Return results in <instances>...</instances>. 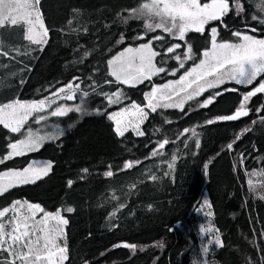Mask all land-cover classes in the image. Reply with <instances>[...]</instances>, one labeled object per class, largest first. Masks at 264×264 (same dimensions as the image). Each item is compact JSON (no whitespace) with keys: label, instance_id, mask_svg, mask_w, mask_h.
Instances as JSON below:
<instances>
[{"label":"trees","instance_id":"16d2710c","mask_svg":"<svg viewBox=\"0 0 264 264\" xmlns=\"http://www.w3.org/2000/svg\"><path fill=\"white\" fill-rule=\"evenodd\" d=\"M141 3L40 0L39 9L49 29L43 50L25 38L23 25L0 27V52L8 53L0 55V105L13 100L46 101L69 83L79 87L75 100L66 104H83L80 111L63 116L44 112L40 116L45 119L37 123L36 116L19 132L0 125V158L11 151L9 144L25 139L29 130L37 128L52 135L39 150L0 164V173L23 170L36 160L52 164L50 173L39 181L0 195V210L16 200L38 203L47 212L60 210L68 220L65 264H264V93L250 98L248 115L215 121L217 116L233 114L242 94L264 81V73L250 86L229 82L207 90L188 101L183 111L148 109L141 128L144 135L127 132L118 136L110 114L132 103L146 107V93L157 84L179 78L190 64L174 76L165 73L135 87L109 75V59L155 35L165 37L153 41L161 52L159 66H176L172 56L186 48L183 41L160 30L146 31L143 19L130 16V10ZM229 3L231 7L232 0ZM241 3L244 11L240 15L233 9L222 22H209L203 34L189 32L185 40L193 50L201 55L210 47L211 27L218 28L223 41L234 42L233 31L264 38V24L252 19L262 15L259 7L264 0ZM171 43L182 47L164 55ZM117 91L122 93V102L109 104L106 94ZM213 96L206 107L200 106ZM210 119L215 122L208 124ZM165 139L169 143L160 149ZM230 143L232 149L227 147ZM129 161L133 166L124 168ZM109 170L114 173L111 177L105 175ZM255 176L260 180L257 188L249 184ZM205 196L210 204L209 225L223 246L212 243L203 253L198 212ZM68 207L73 208L71 213L65 211ZM124 243L136 248L114 247Z\"/></svg>","mask_w":264,"mask_h":264},{"label":"snow or ice","instance_id":"6c2138e0","mask_svg":"<svg viewBox=\"0 0 264 264\" xmlns=\"http://www.w3.org/2000/svg\"><path fill=\"white\" fill-rule=\"evenodd\" d=\"M39 4L40 0H0V27L22 24L25 28V38L32 44L41 46L40 50H43L42 46L47 43L49 29L45 26L42 13L38 7ZM233 9L237 15L244 11L241 0H232L231 7L229 0H205L203 3L201 0H142L137 8L130 10V16L143 19L146 31L155 32L160 30L171 36L173 40L184 42L186 51L183 58L181 55L172 56L179 63V68L168 71L163 66H157L154 62L155 58L161 55V52L153 47L152 42L165 39L163 35H155L147 43H142L136 48H125L109 59L107 62L109 75L117 82L129 86H135L145 80H150L153 75L159 73L168 72L169 75H176L180 68H184L186 60H194L195 58L192 45L185 40L186 34L190 31L203 34L205 26L209 22H222V18ZM259 11L262 15H254L252 19L264 24V3L259 7ZM249 30L252 32L257 31L256 28H250ZM232 35L238 38L236 42L218 40L217 27H211L208 37L210 47L202 51V58L199 62L185 70L179 79L154 86L150 93L145 94V99L148 101L147 107L152 111H156L158 107H177L183 111L186 100L199 96L208 88H216L224 84L226 80L235 81L236 84L248 85L258 75L264 73V38L258 39L240 31H233ZM137 39L143 40L144 36H138ZM181 47V43L168 44L164 48L163 54H173ZM0 55L6 56L8 53L0 52ZM210 77L212 79H209ZM106 82L111 83V81ZM78 87L79 85L69 83L53 95L61 99L72 100L74 90ZM225 91H236V89H225ZM61 93H64V95L61 96ZM257 93H264V81L260 82L253 90L242 94L239 106L233 114L217 116L215 121H235L248 115L247 103ZM220 94L216 93V95ZM106 96L109 104L122 102L123 99L120 91L111 95L106 94ZM174 97H180V99L174 101ZM214 98V96L209 97L200 106L206 107ZM169 101L173 102L169 103ZM51 102L55 103V101ZM47 106L50 107V104ZM45 107V100H13L2 104L0 105V125L11 132H19L33 113L44 111ZM131 108L135 110L132 115L136 117V120L128 123L116 120L115 131L118 136H123L129 126L133 128L137 135H144L140 131L139 125L147 117V113L143 107L136 103H132ZM261 109H264V105L261 106ZM261 109H257V112ZM72 110L66 106H58L51 112V115L63 116ZM75 110L80 111L81 109L76 108ZM128 111L127 108L123 109V112ZM120 115V112L114 113L109 116V119H115ZM43 119L45 117L40 116L36 122L39 123ZM261 120L264 121V117H261ZM215 121L210 119L207 123L212 124ZM253 123L255 124L256 121H253ZM184 131L188 132L189 129ZM245 131H251V129H245ZM192 132L193 135L196 134L194 129ZM45 139L46 137L35 135L29 130L25 139L9 144L11 151L0 158V164L13 156L37 150ZM236 139H239V136ZM167 143L169 141L165 139L159 144V148L163 149ZM196 144L198 147V140ZM232 146L231 143L227 145L229 149H232ZM152 154L157 155L158 153L153 152ZM174 160L175 157H173ZM133 163L131 161L126 162L124 168H131ZM172 166V164L168 165L169 168ZM51 167V163L39 167H33L30 164L23 170H9L0 173V195L8 191L9 188L20 184L35 183L38 179L46 176ZM207 167L206 164L205 169ZM83 171L87 173L88 169L85 168ZM105 175L111 177L114 173L109 170L105 172ZM152 179L154 180L156 177L153 176ZM72 184L73 181L69 180L68 186L71 187ZM249 184H252L251 180H249ZM252 190L255 191V188L253 187ZM65 211L71 213L73 208L68 207ZM9 212L12 213L11 216L8 215ZM38 213L43 214L40 219H36ZM114 215L115 213H113ZM206 215L210 216L211 213L208 212ZM6 216L7 220L4 219ZM67 224L68 220L61 215L60 210L52 213L45 211L38 203L14 201L10 208L0 210V253H7L6 256L0 257V264H65V261L68 260L65 233ZM212 231V228H201V232ZM209 242L211 243V241ZM214 243L220 247L223 246L219 235L215 237ZM121 246L136 248V245L127 243L114 245V247Z\"/></svg>","mask_w":264,"mask_h":264},{"label":"rangeland","instance_id":"374dc122","mask_svg":"<svg viewBox=\"0 0 264 264\" xmlns=\"http://www.w3.org/2000/svg\"><path fill=\"white\" fill-rule=\"evenodd\" d=\"M39 7V6H38ZM22 25V24H21ZM218 29V28H217ZM190 32H192V31H190ZM189 33V32H188ZM187 33V34H188ZM186 34V35H187ZM246 34H249V33H246ZM249 35H251V34H249ZM253 36V35H252ZM255 37V36H254ZM256 38H258V37H256ZM47 39H48V37H47ZM259 39V38H258ZM218 40H219V31H218ZM238 40V38L236 37V40L234 41V42H236ZM153 43V42H152ZM138 47V46H137ZM153 47L156 49V47H155V45H154V43H153ZM132 48H136V47H132ZM158 51V50H157ZM186 51V48H185V50L183 51V52H181L180 53V55H181V57L183 58V54H184V52ZM176 52H178V49L176 50ZM175 52V53H176ZM193 53H194V60H186L185 61V66H184V68H186L187 67V64L188 63H190L189 64V66L186 68V70L187 69H189V68H191L195 63H198L199 62V60L202 58V55H199L196 51H194L193 50ZM200 56V57H199ZM197 57H199V59L198 60H196V58ZM157 58L158 57H156L155 58V63L157 64ZM157 66H159L158 64H157ZM165 69H167L168 71H172V70H175V69H177V68H179V63L177 62V65L176 66H163ZM184 68H180L179 70H181V69H184ZM185 72V71H184ZM165 73H167L168 74V72H164V73H159V74H155V75H153L152 77H151V79L153 78V77H155V76H159V75H162V74H165ZM178 72H176V74H177ZM184 74V73H183ZM183 74H181V75H183ZM263 74V73H262ZM262 74H260V75H258L257 76V78H259ZM173 76V75H172ZM256 78V79H257ZM150 79V80H151ZM177 79H179V78H177ZM177 79H174V80H177ZM209 79H212L211 77L209 78ZM255 79V80H256ZM255 80L251 83V84H248V85H244V84H239V85H244V86H250V85H252L254 82H255ZM145 81H147V80H145ZM144 81V82H145ZM170 81V80H169ZM143 82V83H144ZM168 82V81H167ZM167 82H165V83H167ZM229 82H233V83H235V81H232V80H226L225 81V83H229ZM165 83H162V84H159V85H163V84H165ZM224 83V84H225ZM140 84H142V83H139V84H136L135 86H138V85H140ZM75 85V84H74ZM158 84L157 85H155V86H159ZM221 85H223V84H221ZM220 85V86H221ZM127 86H129V85H127ZM135 86H130V87H135ZM219 87V86H218ZM210 89H212V88H208V89H206L205 91H207V90H210ZM76 90H77V88H75V90H74V98L72 99V100H66V99H61V98H59V97H57V96H54V97H52L51 99H49V100H46V107H45V109H44V111H41V112H38V113H33V115L28 119V121L29 120H31L32 118H34V117H40V115H42V113H44V112H52V111H54L58 106H66V107H69V108H71V109H73L72 111H69V112H67V113H70V112H77L75 109L76 108H79L80 106H82L83 104L79 101V103L77 104V105H68V104H66L67 102H71V101H74L75 100V93H76ZM70 91V90H69ZM189 91H191V90H189ZM204 91V92H205ZM203 92V93H204ZM203 93H201L200 95H202ZM61 96H63L64 95V93H61L60 94ZM182 95H184V94H182ZM199 95V96H200ZM199 96H195V97H193L192 99H190V100H186V102L184 103V105L188 102V101H191V100H193V99H196L197 97H199ZM180 99V97H174V101L175 100H179ZM51 101H55V103H52ZM173 101H169V103H172ZM147 103H148V101H147ZM48 104H50V107L49 106H47ZM183 105V106H184ZM125 108H127V109H129V111L128 112H123V109H125ZM144 108V111L147 113V111H148V109H150V108H148L147 106L146 107H143ZM159 109L160 108H165V107H158ZM157 108V109H158ZM171 108H177V107H171ZM135 110L134 109H132L131 108V105L130 106H128V107H124V108H122V109H120V110H117V111H115V112H113V113H111L110 115H112V114H114V113H117V112H120L121 113V115L120 116H118V117H116L115 119H112V121L114 122V124H115V128H116V120H121L123 123H128L129 121H135L136 120V117L135 116H133L132 115V113L134 112ZM66 113V114H67ZM147 116H148V113H147ZM147 118V117H146ZM146 118L143 120V122L142 123H140V125H139V129H140V131H141V128H142V125H143V123L145 122V120H146ZM27 121V122H28ZM27 122H25V124L27 123ZM24 124V125H25ZM24 125L21 127V129L24 127ZM20 129V130H21ZM127 132H132V133H134L135 135H137V133L133 130V128L131 127V126H129L128 127V130L127 131H125V133L124 134H126ZM33 133L35 134V135H39V136H44V137H46V139L43 141V143H42V145L37 149V150H39L42 146H43V144L45 143V142H47V141H49V140H51V138H52V135H51V133L50 132H44V131H41L40 129H37V128H34V130H33ZM37 150H35V151H37ZM30 152H34V151H30ZM30 152H26L25 154H27V153H30ZM14 157V156H13ZM46 163H50V162H48V161H45V160H36V161H33V163L31 164V165H33V167H39V166H41V165H43V164H46ZM52 165V164H51ZM52 168V167H51ZM51 171V170H50ZM50 171L48 172V174L50 173ZM43 177H45V176H43ZM42 177V178H43ZM42 178H40V179H42ZM40 179H38L37 181H39ZM36 181V182H37ZM252 185L254 186V187H258L259 185H260V180H259V177L258 176H255L252 180ZM22 185H25V184H20V185H18V186H22ZM18 186H15V187H18ZM12 188H14V187H12ZM12 188H9V190L10 189H12ZM7 192V191H6ZM10 208V207H9ZM26 210V209H25ZM208 212H210V204H209V199H208V197L207 196H205L204 197V199H203V202H202V207H201V209L199 210V212H198V218H199V224H198V226H199V229H200V231H201V228L203 227V228H205V229H207V228H212L210 225H209V222H210V220H209V215H206V213H208ZM211 213V212H210ZM9 216H11L12 215V213L11 212H9V214H8ZM42 213H38L37 214V216H36V219H40L41 217H42ZM61 215H62V213H61ZM63 216V215H62ZM5 220H7V216L4 218ZM65 229H66V226H65ZM213 229V228H212ZM201 236H202V240H201V243H202V252L203 253H206L207 251H208V248H209V246L212 244V243H214V241H215V237L217 236V233H215V231L213 230L212 232H201ZM209 241H211V243L209 242ZM205 249H207V251H205ZM6 255H7V253H5ZM66 262V261H65Z\"/></svg>","mask_w":264,"mask_h":264}]
</instances>
